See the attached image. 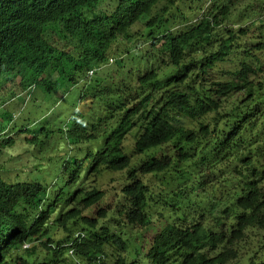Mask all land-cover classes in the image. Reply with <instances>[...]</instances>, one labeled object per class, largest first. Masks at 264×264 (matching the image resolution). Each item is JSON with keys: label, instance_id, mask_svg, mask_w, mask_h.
<instances>
[{"label": "clouds", "instance_id": "9594fccd", "mask_svg": "<svg viewBox=\"0 0 264 264\" xmlns=\"http://www.w3.org/2000/svg\"><path fill=\"white\" fill-rule=\"evenodd\" d=\"M51 1L56 0H0V14L6 16L0 22V194L26 202L27 230L35 222L43 224L36 236L22 238L19 249L13 243L18 238L7 228L0 229V264H24V251L38 244L45 249L40 248L39 255L35 250L31 264L49 260L52 247L76 258L78 264H140L133 254L136 243H143L141 231L155 229L146 244L169 222L179 228L174 192L184 183H191L189 177L180 182V173L189 169L194 175L195 170L187 160L176 163L173 172L159 169L145 175L149 200L164 197L169 204L165 217L143 228L136 227L119 215L121 188L131 182L126 169L106 168L98 144L85 141L80 133L98 134L97 139L104 142L106 124L123 99L122 82L130 69L136 73L135 67L142 71L153 68L155 76L147 90L153 89L154 99L148 100L144 108H136V117L153 106L168 86L176 90L192 86L189 78L176 79L172 66L161 61L152 47L161 44L158 39L187 42L199 22L213 17L224 25L246 27L256 37L264 5L260 11H253L249 6L256 4L241 0H62L58 9L44 13L42 7ZM159 9L158 17L153 18ZM44 23L51 29L57 66L41 70L29 57L40 44ZM47 96L53 104L40 117L22 116L28 106L32 109L30 102L40 103ZM62 104L68 109L64 120L52 123L49 118L53 108ZM136 117L130 128H115L121 132L119 141L124 143L132 163H137L135 157L139 162L152 159L148 150L138 156L129 152L133 142H146L145 129ZM59 141L64 143L62 149ZM158 146L162 149L158 161L165 164L166 143ZM57 151L60 162L53 177L46 181L36 176L45 163L55 159ZM74 153L81 154L75 157ZM96 191L101 192L97 202L85 204ZM38 198L40 201H35ZM86 220H92L97 229H108L116 238H108L96 249ZM202 223L212 226L213 219ZM86 250H95L96 256L86 258Z\"/></svg>", "mask_w": 264, "mask_h": 264}, {"label": "trees", "instance_id": "16d2710c", "mask_svg": "<svg viewBox=\"0 0 264 264\" xmlns=\"http://www.w3.org/2000/svg\"><path fill=\"white\" fill-rule=\"evenodd\" d=\"M248 1L256 4L249 6L253 11H260L264 5L260 0L240 3ZM61 4L62 0L51 1L42 10L51 13ZM160 9L153 18L158 17ZM5 19L0 14V22ZM208 19L210 22L204 18L195 26L187 42L174 43L163 37L158 39L161 44L152 45L161 61L172 66L176 79L189 78L192 86L177 90L168 86L153 106L136 117V108L142 109L154 99L153 89L147 90L155 76L153 68L142 71L135 67L136 73L130 69L122 82L123 99L106 124L104 142L97 139L98 134L80 133L85 141L98 144L106 168L126 169L131 182L121 188L119 215L136 227L165 217L169 204L164 197L149 200L145 175L159 169L173 172L176 163L187 160L195 170L194 175L189 169L180 173V182L189 177L191 183L174 192L179 228L169 222L150 243H136L133 258L140 264H226L235 262L241 254L245 255L239 264H264V18L258 19L256 37L246 27ZM50 32L44 23L40 44L30 52L29 60L41 70L57 66ZM135 117L145 129L146 142H133L129 152L138 156L148 150L152 159L139 162L135 157L137 163H132L124 143L119 141L121 132L115 128H130ZM163 143L167 147L165 164L158 161L162 151L158 145ZM100 197L101 192L96 191L85 204L93 205ZM182 205L187 208L182 210ZM28 211L25 201L19 203L0 194V229L7 228L18 238L13 241L16 249L22 238H33L43 225L35 222L27 230ZM209 218L213 219L212 226L202 223ZM86 223L96 249L108 238H116L106 228L97 229L92 220ZM40 248L45 246L26 249L24 264H31ZM51 250V258L40 264H78L76 258H69L60 249ZM83 255L92 259L96 251L86 250Z\"/></svg>", "mask_w": 264, "mask_h": 264}, {"label": "rangeland", "instance_id": "374dc122", "mask_svg": "<svg viewBox=\"0 0 264 264\" xmlns=\"http://www.w3.org/2000/svg\"><path fill=\"white\" fill-rule=\"evenodd\" d=\"M30 103L32 104V109H30V107L28 106L23 111L22 116L30 117V118H36V117H40L42 115V113H44L47 110V108H49V106L51 104H53V99L51 97L47 96L40 103H38V101L30 102ZM69 104H71V101L69 102ZM58 112H61V113L58 114ZM67 112H68V109L65 105L62 104V105L55 106L53 108V111L51 112L49 119H51L52 123H59L60 121L64 120ZM55 140H57V137ZM63 147H64V143L59 141V148L62 149ZM58 154H59V151L56 152L55 159L50 163H45L46 164L45 168L43 170L37 172L36 176H39L43 180L49 181L53 177L55 168L57 167L58 163L60 162ZM80 154L81 153H74L73 156L77 157ZM154 233H155V229H148V228L143 229L141 231V234L143 236V243H145L147 240L151 239V237L154 235ZM244 255L245 254H241L237 257V260L235 262L230 261L226 264L243 263Z\"/></svg>", "mask_w": 264, "mask_h": 264}]
</instances>
